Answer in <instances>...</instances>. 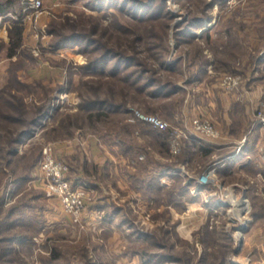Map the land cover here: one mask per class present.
Listing matches in <instances>:
<instances>
[{
    "label": "rangeland",
    "instance_id": "rangeland-1",
    "mask_svg": "<svg viewBox=\"0 0 264 264\" xmlns=\"http://www.w3.org/2000/svg\"><path fill=\"white\" fill-rule=\"evenodd\" d=\"M41 1L44 7L43 14L37 18L36 22L26 18L25 15L22 23L24 27L22 47L33 54L35 61L28 62L19 72V77L21 82L29 85L37 84L34 86V92L24 94V101L30 104L40 101L43 97L58 95L56 103L59 104V110L62 112H74L80 101L79 92L83 90V87L79 86L78 74L76 75L74 69L76 65L84 63L85 58L82 54L75 53L67 47L56 51L48 49L47 45L50 35L47 33V27L51 20L61 19L65 14L76 17L81 12L90 13V11L80 2H71L69 0ZM152 1L148 0L150 3ZM165 1L166 9L173 16L167 33V45L169 47L167 59L180 58V67L183 71L182 75H179L180 77L177 79L176 84H181L182 79L189 74L191 66L196 63L204 66L206 64L211 65V71H214L215 77H221L224 74L240 75L242 84L238 89L247 86L252 75H264L263 66L260 71L256 69V65L259 64L257 60L264 56V0ZM204 2H211L212 5L202 10L205 6ZM203 13L210 18L201 28L193 30L196 36L191 40L176 45L173 37V27L185 21L189 14L201 16ZM5 23L8 25L7 21ZM4 25H0V43L8 41L7 33L3 32L6 31V26ZM200 48L203 50L201 53L204 54V58L202 54H197ZM4 53L5 51H0V87L6 82V75L8 74L6 70L8 60L5 59ZM14 59L15 56H13L12 60ZM69 62L72 63L71 67L68 66L72 73L71 77L65 65ZM60 83H63L68 88L67 91L57 92V87ZM219 90L225 92L221 89ZM180 91L181 89L177 93L180 94ZM238 99L244 101L245 98L238 97ZM245 101L249 107L248 113L251 121L256 123L254 115L256 109L264 108V99H246ZM173 104L178 103L177 101H171L164 102L161 105L152 102L148 104L138 101L129 102L127 103L128 114L126 122L129 124L141 123L139 121H128L129 109L135 108L144 113L158 116L166 121L170 127H179L161 117V114L166 112L164 110L169 111L170 106H173ZM147 105L155 106V109L149 111ZM205 110L202 112L206 115H195L190 120L194 117H205L213 123L212 117H208ZM49 122L50 120L48 119L47 124ZM47 126L49 127L50 125L48 124ZM119 130L118 128L117 131ZM47 131L46 136H44V128L37 129L29 140L19 146V151L25 153V161L29 162L31 157H38L43 147L46 144H51L55 158L65 161L68 165L67 173H65L66 179L69 181L68 177L74 178L76 175H82L83 179L79 178L76 180L80 184L74 183L71 179L70 181L72 186L78 187L81 185L86 188V205H91L94 200L97 201L96 198H98L99 193L98 183L103 184L101 187L102 194L99 193V195L110 198L113 207H115L114 201L117 202L120 208L117 213L118 218H116V221L108 220V215L98 210V216L100 217V219H97L98 222L109 223V230H106V232L100 231V224L98 226L95 223L86 225L82 218L80 223H74L72 220L67 224L57 222L58 224L49 228L46 226L42 236L38 238L37 244L35 246L32 245L35 247L34 252L42 250L46 255L38 256V258L36 256L35 259L31 257L30 249H25L23 251L25 260L15 255L13 261L8 264H197L198 258L204 251L216 257V260L214 258L210 260L212 264H264V182L254 179L246 180L243 176L233 175L226 179L227 183H223L215 173L217 180L220 182V188L209 184L205 185L213 195L212 204L206 208L207 214L202 216L199 211H197L195 217L188 214L189 216L186 217L189 218L183 225L185 231L181 232L178 229L179 225H177L178 219L174 220L168 209L160 210L152 205L148 207L140 206L131 201L132 199H130L132 207L128 208L130 207L129 201L125 200V198L115 197L119 195L121 197L120 191H115L116 193L114 192L111 195L104 192V190L110 192L111 190L119 189L122 185H119L118 181L112 176L97 173V168H93L90 155L83 148L84 146L86 149L90 148L91 143L88 142H91V140H95L97 145L99 142L103 147L109 148L115 145L103 143L102 140L98 139L97 133L91 132L87 127L76 128L73 136L65 137L64 139L53 137V132L47 133ZM164 133L167 135V132ZM119 135L122 141L126 140V142H129L132 137L137 139L139 133H137L135 128L131 129L130 133L124 135L120 132ZM117 139L119 140V137ZM67 140H71L73 143L79 144V146L81 143L83 145V141H87V145L81 146L78 151L79 154L81 153L79 158L57 152L56 143ZM84 167H88L87 171L85 170L87 173H74L77 169L82 170ZM35 171H37L36 166L33 167V172L29 173L32 176V180L21 182L15 191L8 193V199L5 200L7 207L15 204V202L21 205H26L29 202L38 205L40 208L44 207L45 203L50 206L52 203H56L54 200L47 202V199H56L61 205L57 196H46L45 181L39 172ZM200 173H193L192 178H194V181ZM129 174L124 173L128 177ZM254 174L248 171L246 175L252 178L255 176ZM20 175L22 173H19V171L15 173H0V199L4 195L7 184L12 188L11 183H15L14 181L20 179ZM129 188H133L131 180ZM164 195H155V200H152L154 202L153 205L158 204V202L166 203V196ZM219 198H224L227 204L217 206L215 201ZM242 199L246 201L247 207H245L244 203H241ZM112 206L111 209L113 210L111 211H114ZM6 208L0 205V219L3 217L4 209ZM243 208L245 209L244 211ZM63 212L69 215L64 210ZM30 213L31 211L28 210L25 217L19 219L38 216V223H42L43 219L47 223L48 217H50L47 216L45 210L43 212L39 210L37 214L34 212ZM102 213L103 215H101ZM121 221H124V223ZM126 222L128 226H126ZM205 224H207L205 230L208 231L209 235L205 233ZM34 227L37 228L32 225L27 229H23L31 233L35 229ZM134 228H138L148 234L154 233L157 238L163 235V230H167L168 232L158 241L159 243L171 245L172 250L170 251L169 249L167 251L163 247L148 248L146 242L136 240L134 235L130 234ZM11 230H13V227L8 231L0 227V237L10 233ZM239 235L240 239H238ZM120 236L124 238L121 239ZM114 237L116 240L113 239ZM0 250L8 253V251L5 252L3 242L0 244ZM140 251L159 254L170 253L175 258L179 257L180 259L183 258V260L174 261L171 259L164 261L162 259H152L151 262L144 263V260L142 261L138 255ZM52 253L55 254V257ZM185 255L188 257L186 262L184 259ZM0 264L7 263L0 261Z\"/></svg>",
    "mask_w": 264,
    "mask_h": 264
},
{
    "label": "trees",
    "instance_id": "trees-1",
    "mask_svg": "<svg viewBox=\"0 0 264 264\" xmlns=\"http://www.w3.org/2000/svg\"><path fill=\"white\" fill-rule=\"evenodd\" d=\"M69 1L80 2L90 13L81 12L76 17L65 14L61 19L51 20L47 27V33L50 35L47 47L53 51L67 47L85 58L84 63L76 65L74 69L76 75L78 74L79 86L83 87L79 92L80 101L74 112L59 110V104L56 103L58 95L43 97L40 101L30 104L24 101V94L34 92V86L37 85L21 82L19 77L21 69L28 62L35 61L33 54L22 47V23L28 10L24 9L22 0H0L1 23L4 20L8 22V41L0 43V51H5V59L8 60L6 82L0 87V173H22L20 179L11 183L12 186L19 187L21 182L32 180L29 173L33 172L41 154L36 158L31 157L27 163L25 153L19 151V146L29 140L37 129L44 128V136L48 130L47 133L53 132V137L64 139L73 136L76 128L87 127L91 132L97 133L98 139L103 143L115 145L122 153H126L128 148L132 147L128 141H122L119 134L122 132L125 135L130 133L131 129L137 128L136 124L126 122L127 103L138 101L162 105L180 90L176 82L183 73L181 60L167 59V33L173 16L166 9L165 0H153L151 3L148 0ZM204 5L202 10L212 3L207 2ZM209 18L205 13L201 16L189 14L185 21L173 27L176 45L194 38L196 35L193 30L201 28ZM202 51L201 48L198 49L197 54H202L204 58ZM65 65L71 77L69 67L72 63ZM202 66L204 65L199 64L198 68ZM67 89L60 83L57 92L61 93ZM147 108L152 111L155 106L147 105ZM130 155L134 156L133 153ZM129 178L133 182V188L148 200H155V195L165 194L166 203H171L174 200L175 188L182 190L183 206L186 201L192 199L187 193V188L195 183L194 179L182 184V180L177 178L170 188H164L159 183L160 173H130ZM68 179L80 184L76 181L79 179L77 175ZM6 187H9V184ZM3 200L4 195L0 199V205H3ZM29 204L27 202L26 205H21L15 202L4 209L0 220L19 219L24 217L28 210L33 213ZM19 205L21 210H18ZM118 211L114 209L110 214ZM6 223L7 221L5 225ZM2 225L0 221V227L4 228L5 225ZM206 228L207 224L204 225V230ZM166 232L168 231L163 230V235ZM205 233L209 235L207 230ZM130 234H133L136 240L146 242L148 248L163 247L167 251L172 250L171 245L159 243L158 239H162L163 235L157 238L154 233L148 234L138 228H134ZM1 242L8 253L0 250V261L11 263L18 254L10 247L9 242L3 240L0 244ZM184 243L187 244L186 241ZM53 255L55 257V254ZM138 255L144 263L151 262L152 259L183 260L170 253L140 251ZM187 258L185 255V262ZM212 258L216 260V257L204 251L197 264H212Z\"/></svg>",
    "mask_w": 264,
    "mask_h": 264
},
{
    "label": "crops",
    "instance_id": "crops-1",
    "mask_svg": "<svg viewBox=\"0 0 264 264\" xmlns=\"http://www.w3.org/2000/svg\"><path fill=\"white\" fill-rule=\"evenodd\" d=\"M5 22V20L2 21L0 25H4ZM4 26H7V24L5 23ZM3 32L5 33L6 31ZM257 63L259 64L256 65V69L260 71L262 66L264 68V56L258 59ZM198 67L199 64L197 63L191 66L189 74L182 79L181 84H177L181 89V93L174 94L166 102L177 101L178 104L170 106L169 111L164 110L166 112L162 113L161 117L184 128L188 125L192 116L206 115L202 112L206 108L207 116L212 117L211 119L215 127L221 133L219 139L215 141L205 140L199 136L187 133V137L182 140L181 151L177 155H172L169 151L168 141L164 132L144 123H136L137 128H139H136L139 136L137 139L131 138L129 146L132 148L129 147L126 153H122L117 146H111L109 148L103 147L99 142L97 145L95 140L88 142L91 143L90 148H87L88 150L84 146L87 145V141H83V145L81 143L80 146L71 140L56 143L58 153L67 154L68 156L70 155L76 158L80 157L81 153L79 154L78 151L81 146H84L83 149L88 152L92 160L94 166L92 167L97 168L96 172L112 176L118 181L119 185H122L120 187L117 185L119 189L111 190L110 192L104 190V192L111 195L115 191H120L121 197L120 195L115 197L125 198V200L129 201L130 207L128 208L132 207L130 202V199H132L131 201H134L140 206L148 207L152 205L154 208L156 207L160 210L168 209L174 220H179V222L177 220V225H179L180 228L178 227V229L181 232L185 231L183 225L189 218L186 217L189 216L188 214L194 217L197 215V211L202 216L207 214L206 208L213 202V195L210 193L209 188L192 183L187 188V193L192 196V199L186 201L184 206L182 205V201L184 200L182 190H177L176 188L173 202H158V204L153 205L154 202L152 200L142 197L137 190L129 188L130 178L125 176L124 173H160V185L164 188H170L174 179L179 178L182 180V184L187 183L190 179H194L192 178L193 173H200V171L213 165L215 167V173L223 183H227L226 179L233 175L243 176L246 180L254 179L264 182V164L260 162L258 153V147L264 137L263 130L258 124L251 121L248 113L249 107L245 101L246 99H264V75H252L250 77L251 79H249L250 81H247V86L244 88L241 87L233 93H226L219 90L220 88L217 84L219 77H215L214 71H211V65L206 64L202 68ZM238 97L245 99L243 101L238 99ZM131 153L134 156H131ZM84 168L82 170L77 169L74 173H87L85 170L88 167ZM248 171L255 173V176L252 178L247 176ZM78 178H82V175H78ZM102 185L98 183V187L100 188H98V191L100 194H102ZM7 188L3 193L4 208L8 206L5 203V200L8 199V193L15 191L17 187L13 185L12 188L10 186ZM99 193L98 198H96L97 201L94 200V203L91 204L92 206L90 204L86 205L82 220L85 221L86 225L95 223L98 226L100 224V231L106 232V230H109V223L98 222L97 219H100L98 210L106 213L108 220L114 221L118 218V212L110 214L111 210H113L111 209L112 201L106 196L99 195ZM246 193L248 192L246 191ZM51 200L56 201V203H52L51 206L45 203V206L42 208L35 204H29L35 214L39 210L42 212L44 210L46 211L47 216H50L48 217L47 223H45L44 219L42 223H38V216L33 218L31 216L30 218L0 220L3 225L7 221L4 226L7 231L13 227L10 233L0 237V241L5 240L9 242L10 247H13L14 252L23 260H25V253L23 252L25 249H30L31 257L35 259L36 256L38 258V256L46 255L42 250L34 252V246L37 244L38 238L42 236L44 227L48 226L49 228L50 226L58 224L57 222L67 224L72 221L70 215L63 212L59 201L56 199H47V202ZM114 203L115 207H112L120 210L117 202L114 201ZM23 208L25 210L27 209L25 207ZM18 210H21L20 205L18 206ZM32 225L37 228L34 227L35 229L31 233L23 229H27ZM126 226H128L127 222ZM120 237L121 239L124 238L122 236ZM42 253L43 255H41Z\"/></svg>",
    "mask_w": 264,
    "mask_h": 264
},
{
    "label": "built area",
    "instance_id": "built-area-1",
    "mask_svg": "<svg viewBox=\"0 0 264 264\" xmlns=\"http://www.w3.org/2000/svg\"><path fill=\"white\" fill-rule=\"evenodd\" d=\"M24 9L29 12L26 18L36 22L43 14V5L41 0H22ZM1 23V20H0ZM218 87L225 92L236 91L242 84V77L238 74H224L218 79ZM254 119L256 124L263 130L264 133V108L256 109ZM128 121H139L151 126L162 132H167L170 153L177 155L182 148V140L187 137V133L199 136L201 139L215 141L220 138V132L217 128L205 117H194L188 122L184 128L170 127L169 124L160 119L156 115L144 113L138 109L130 108ZM259 160L264 164V139L258 147ZM36 169L45 181L46 196H57L60 199L63 210L67 212L74 223H80L86 207L87 190L83 186H72L65 177L68 165L65 161L56 159L53 155V146L46 144L42 151L41 157L36 164ZM197 185H211L220 188V182L215 175V167L209 166L205 168L195 179ZM229 196V195H228ZM233 196V194H232ZM217 206L226 205V200L219 198L215 201ZM241 203L246 205L244 199ZM244 207V208H245ZM243 208V211L245 210ZM242 211V212H243ZM240 239V235L239 238Z\"/></svg>",
    "mask_w": 264,
    "mask_h": 264
},
{
    "label": "bare ground",
    "instance_id": "bare-ground-1",
    "mask_svg": "<svg viewBox=\"0 0 264 264\" xmlns=\"http://www.w3.org/2000/svg\"><path fill=\"white\" fill-rule=\"evenodd\" d=\"M235 215V214H234Z\"/></svg>",
    "mask_w": 264,
    "mask_h": 264
},
{
    "label": "water",
    "instance_id": "water-1",
    "mask_svg": "<svg viewBox=\"0 0 264 264\" xmlns=\"http://www.w3.org/2000/svg\"><path fill=\"white\" fill-rule=\"evenodd\" d=\"M241 241V240H240Z\"/></svg>",
    "mask_w": 264,
    "mask_h": 264
}]
</instances>
